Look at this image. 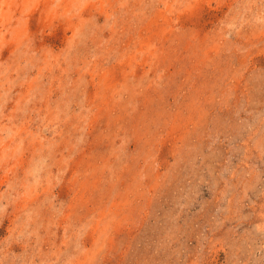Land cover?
I'll return each mask as SVG.
<instances>
[{
    "label": "rangeland",
    "instance_id": "1",
    "mask_svg": "<svg viewBox=\"0 0 264 264\" xmlns=\"http://www.w3.org/2000/svg\"><path fill=\"white\" fill-rule=\"evenodd\" d=\"M0 264H264V0H0Z\"/></svg>",
    "mask_w": 264,
    "mask_h": 264
}]
</instances>
